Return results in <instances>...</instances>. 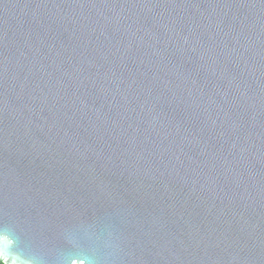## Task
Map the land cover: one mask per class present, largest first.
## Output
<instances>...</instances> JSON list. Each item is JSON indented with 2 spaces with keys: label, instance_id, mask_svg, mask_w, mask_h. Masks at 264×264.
<instances>
[{
  "label": "water",
  "instance_id": "water-1",
  "mask_svg": "<svg viewBox=\"0 0 264 264\" xmlns=\"http://www.w3.org/2000/svg\"><path fill=\"white\" fill-rule=\"evenodd\" d=\"M0 260L264 264V0H0Z\"/></svg>",
  "mask_w": 264,
  "mask_h": 264
},
{
  "label": "trees",
  "instance_id": "trees-1",
  "mask_svg": "<svg viewBox=\"0 0 264 264\" xmlns=\"http://www.w3.org/2000/svg\"><path fill=\"white\" fill-rule=\"evenodd\" d=\"M0 264H6L5 262H3L2 260H0Z\"/></svg>",
  "mask_w": 264,
  "mask_h": 264
}]
</instances>
